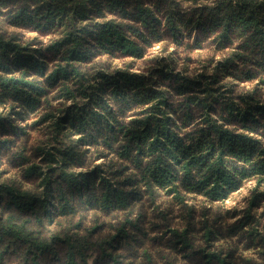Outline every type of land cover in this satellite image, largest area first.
<instances>
[{
  "label": "trees",
  "instance_id": "16d2710c",
  "mask_svg": "<svg viewBox=\"0 0 264 264\" xmlns=\"http://www.w3.org/2000/svg\"><path fill=\"white\" fill-rule=\"evenodd\" d=\"M0 2L15 28L37 34L0 32V100L17 103L22 119L38 114L36 123L45 125L33 157L8 154L19 178L0 183V264H85L95 249L108 264H122L106 245H130L126 223L102 240L88 231L79 206L129 216L136 203L155 204L158 189L184 204L187 192L217 201L248 179L264 181V0ZM194 34L193 44L186 41ZM165 36L184 45L182 69L170 58V65L152 60L131 70ZM210 45L224 56L207 59L201 71L186 68L187 51ZM9 117L0 114V133L17 135ZM74 134L93 142L92 160L114 149L130 172L109 178L99 166L76 171L83 160ZM256 200L223 232L235 243L248 236L243 248L257 257L244 264H264V240L249 246L260 234L250 210ZM154 225L166 228L165 246L143 250L142 264H238L232 246L227 253L212 248L205 224L202 245L191 224Z\"/></svg>",
  "mask_w": 264,
  "mask_h": 264
},
{
  "label": "rangeland",
  "instance_id": "374dc122",
  "mask_svg": "<svg viewBox=\"0 0 264 264\" xmlns=\"http://www.w3.org/2000/svg\"><path fill=\"white\" fill-rule=\"evenodd\" d=\"M210 3H213V0H210ZM181 6L185 7L186 5L182 3ZM5 11L6 7L0 2V32L10 34L13 31H20L26 38L37 36L36 32L29 29L15 28L8 20ZM46 38L47 36L44 37V40H46ZM182 38L184 39V37ZM196 38H198V35L194 34L186 39V41L193 44ZM183 50L184 45H178L175 43L174 39L165 36L161 41L152 42V44L146 48L145 57L147 59L134 61L131 70L139 72V70L145 68V66L153 63L152 60H156L160 63L166 62V64L170 65V58L175 60V63H172V67L177 68L179 66V68L182 69V60L180 57L183 56ZM225 52V49L220 50L216 48L215 45L203 48H191L186 52L189 58L186 63V68L190 69L194 67L197 69L196 71H201V64L207 59H221ZM118 65L122 66V62H118ZM10 103H12L11 100H0V114L9 112L10 117L8 120L11 122V125L16 126L17 135L10 131L6 132L5 129L1 130L0 139H7L9 141L7 144L0 145V183L8 182V179L11 177L19 178V176H17V169L7 159L8 154L15 151L17 155L21 153L22 155L26 154L33 157L31 148L45 139V125L36 123L38 114L31 113L26 119H22L19 114L15 113L20 109V106L14 103V108H12ZM22 128L25 134L20 133ZM78 137L79 136L75 134L71 136L83 160V165L75 169L76 171H89L92 167L99 166L103 170V173L107 174L109 178L114 174H119L121 176L130 172L127 160L120 156L114 149L105 148L106 154L104 157L92 160V153L95 154L93 142L89 137H85L80 141ZM109 160H111V162H109ZM134 181L138 184L135 186L140 187L142 185L140 179L134 178ZM22 186L27 187L28 185L23 183ZM158 193L155 204L149 205L144 202V205L140 206L136 203L130 210H127L130 211L129 216H126V211H120L109 215L102 214L98 209L88 206L87 203L83 207L79 206L78 211L84 213V224L90 227L87 228L88 231L89 229H93V235H101L100 238L102 240H108L110 237L114 236L117 232L115 228L121 225L120 222L126 223V229L133 235V237H127V243L131 246L125 245L126 242H123L124 239L122 240L124 246L119 244L120 240L118 239H114L112 244L108 243L106 245L107 252L111 253L112 256H116L118 261L120 263L122 262V264H142L143 250L147 249L153 252L156 248L165 246L163 243L165 239L161 238L160 235L166 228L155 226V222L159 224L168 222L170 227L173 228H182L186 224H191V235L196 237L195 243L198 245L203 244L201 235L204 233L205 228L202 226L205 224L209 226L214 234L211 242L212 248H221L223 253H227V249L230 248L229 246H232L235 249L236 257H238V264H244L242 259H256L255 257H257V254H255L253 250H246L243 248V246H245L244 244L249 242L248 236H244L240 241H236L235 243L232 240L224 238L223 232L228 224L242 216L243 211L249 206L250 200L256 195V204L251 207L250 210L255 220H257V228L260 234L252 239L253 243L249 246H259L256 245V242L259 240L258 238L264 240V181L257 183L254 178L248 179L244 181L240 188L230 193L227 198L217 201H211L200 194L187 192L184 196V204H181L176 199L165 195L162 190L158 189ZM83 199H86V197ZM133 202H135V200H133ZM1 213L2 207H0V216ZM131 223H135L138 228H134ZM94 229H96V231ZM98 250L99 249H95L91 251L92 253H89L85 264H108L101 258V252ZM161 261L165 263L166 260L164 259ZM178 262L181 263L180 260H178ZM8 264L13 263L9 262ZM250 264L254 263L251 262Z\"/></svg>",
  "mask_w": 264,
  "mask_h": 264
}]
</instances>
